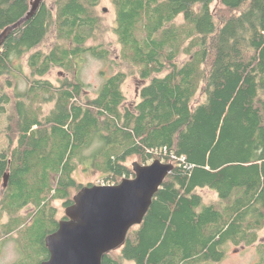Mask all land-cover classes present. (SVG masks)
<instances>
[{"label":"trees","instance_id":"obj_1","mask_svg":"<svg viewBox=\"0 0 264 264\" xmlns=\"http://www.w3.org/2000/svg\"><path fill=\"white\" fill-rule=\"evenodd\" d=\"M109 2L112 26L101 0H44L0 46L9 141L0 153V188L8 174L0 249L14 237L15 264L47 260L44 240L60 221L54 202L67 207L94 186L76 174L115 185L134 177L135 158L173 170L102 264H220L229 245L264 255V0ZM29 10L30 0H0V34ZM105 31L119 46L112 62L125 69L90 96L81 65L110 60ZM53 70L63 76L51 81ZM133 75L145 84L127 105ZM206 189L217 200L205 202Z\"/></svg>","mask_w":264,"mask_h":264},{"label":"water","instance_id":"obj_2","mask_svg":"<svg viewBox=\"0 0 264 264\" xmlns=\"http://www.w3.org/2000/svg\"><path fill=\"white\" fill-rule=\"evenodd\" d=\"M44 0H30L29 12L0 34V46L27 22ZM134 177L115 185L85 186L65 209V219L46 236L49 257L40 264H102L103 256L120 248L128 231L143 222L155 194L173 170L172 163L154 160L132 164ZM8 174L3 177L6 187Z\"/></svg>","mask_w":264,"mask_h":264},{"label":"rangeland","instance_id":"obj_3","mask_svg":"<svg viewBox=\"0 0 264 264\" xmlns=\"http://www.w3.org/2000/svg\"><path fill=\"white\" fill-rule=\"evenodd\" d=\"M105 8V14L101 13L107 17L106 25L112 26L113 22V9L109 0H101L99 6V11H102ZM102 36H104V41L108 44V49L110 51V60L99 61L91 57L85 59L84 64L81 65L80 78L87 85V92L90 96H94L97 89L104 82V78H107L109 75L115 73L119 69H125V66H116L112 59L118 60L119 55V46L116 44L115 36L109 31H105ZM50 41V40H49ZM50 43H47V46ZM63 76L61 70H53L47 76L51 81H56L59 77ZM145 84L138 76H129L123 85V91L126 96V104L130 105L138 98V91ZM48 109V108H47ZM46 109V111H47ZM7 115L5 113L0 116V153L5 150L9 141L7 138ZM134 162H137L135 158L128 160V165L131 167ZM97 173H87V174H76L77 180L83 185L93 184L99 185ZM101 185V184H100ZM107 185V184H105ZM110 185V184H108ZM85 187V186H84ZM3 187L0 188V199L3 191ZM203 195L205 202L210 203L217 200L215 193L209 190L200 191ZM75 196V195H74ZM73 196V197H74ZM53 206L56 208V217L58 220H63L65 217V209L61 201L54 202ZM33 209L31 207H26L21 212V215L26 216L28 213H31ZM7 221V217H4L3 222ZM261 241H264V229L259 233ZM7 240V241H6ZM257 246H227V255L226 258L220 264H261L260 260L263 261L264 255L258 253ZM19 253L16 248V243L14 237L7 238L3 241V245L0 249V264H15L19 260ZM132 264V263H126Z\"/></svg>","mask_w":264,"mask_h":264},{"label":"crops","instance_id":"obj_4","mask_svg":"<svg viewBox=\"0 0 264 264\" xmlns=\"http://www.w3.org/2000/svg\"><path fill=\"white\" fill-rule=\"evenodd\" d=\"M260 241H261V239H260ZM264 241H261V243H263ZM255 246H257V245H255Z\"/></svg>","mask_w":264,"mask_h":264},{"label":"built area","instance_id":"obj_5","mask_svg":"<svg viewBox=\"0 0 264 264\" xmlns=\"http://www.w3.org/2000/svg\"><path fill=\"white\" fill-rule=\"evenodd\" d=\"M99 184L104 185V183H99Z\"/></svg>","mask_w":264,"mask_h":264}]
</instances>
